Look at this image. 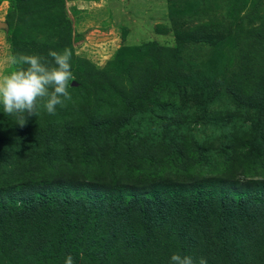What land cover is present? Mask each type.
<instances>
[{
  "label": "trees",
  "instance_id": "trees-1",
  "mask_svg": "<svg viewBox=\"0 0 264 264\" xmlns=\"http://www.w3.org/2000/svg\"><path fill=\"white\" fill-rule=\"evenodd\" d=\"M211 26L186 31L211 43L221 37ZM182 32L175 29L177 42ZM157 84L139 72L128 90L132 95L121 94L129 115L115 111L87 126L74 125L68 135L59 136L51 124L35 130L11 121L14 137L0 136V260L64 264L71 254L75 264H169L179 253L194 261L204 257L208 264H264V177L238 176L233 169L237 141L240 171L264 159L261 128L251 138L227 132L213 158L199 138L188 142L178 130L190 122L180 109L152 115L153 123L177 134L169 154L145 133H136L134 141L100 134L147 121L138 98L144 100ZM252 104L263 109L260 92ZM37 112L47 113L43 102ZM86 130L93 131L92 143L84 141ZM74 146L78 156L63 154ZM58 155L62 166L52 170ZM210 157L216 172H195L209 166ZM165 166L182 177L168 175Z\"/></svg>",
  "mask_w": 264,
  "mask_h": 264
},
{
  "label": "rangeland",
  "instance_id": "rangeland-1",
  "mask_svg": "<svg viewBox=\"0 0 264 264\" xmlns=\"http://www.w3.org/2000/svg\"><path fill=\"white\" fill-rule=\"evenodd\" d=\"M210 24L221 32L218 40L189 38V29L198 26L195 33ZM175 29L183 31L179 42ZM64 48L73 53L71 100L57 106L55 115L37 112L28 117L35 130L51 124L64 136L74 125L87 126L115 111L129 115L121 94L132 95L129 87L142 72L158 83L144 100L138 98L148 120L140 125L129 120L121 131L102 130L101 135L134 141L136 133H145L147 141L160 142L169 154L177 134L170 126L153 123L152 115L180 109L190 122L188 129L180 125L178 130L187 134L188 142L199 138L213 158L227 132L234 138H251L259 128L264 132V107L259 111L252 106L258 92L264 102V0H0V77L14 70L13 55L38 54L51 62L49 53ZM0 116L5 119L0 136L6 141L14 137L11 121L18 124L2 105ZM224 121L229 125L223 126ZM82 133L84 141H94L92 130ZM238 144L242 146L239 141L233 145L238 151L235 174L264 177V159L240 171L243 153ZM63 154L78 156L75 146ZM60 159L58 155L52 170L62 166ZM164 171L172 177L180 174L176 170L174 175L170 166ZM214 171L213 159L195 169L201 175Z\"/></svg>",
  "mask_w": 264,
  "mask_h": 264
},
{
  "label": "clouds",
  "instance_id": "clouds-1",
  "mask_svg": "<svg viewBox=\"0 0 264 264\" xmlns=\"http://www.w3.org/2000/svg\"><path fill=\"white\" fill-rule=\"evenodd\" d=\"M72 50L51 51V62L44 56L19 54L11 57L14 70L0 77V105L4 113L16 117L17 124L23 127L27 117L36 116L38 104L49 115H55L57 106H64L71 100L68 88L74 80L71 72ZM64 264H75L71 254ZM169 264H208L204 257L194 261L191 256L174 253Z\"/></svg>",
  "mask_w": 264,
  "mask_h": 264
}]
</instances>
